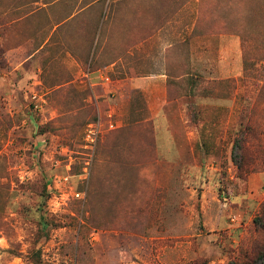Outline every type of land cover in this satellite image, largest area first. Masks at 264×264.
Wrapping results in <instances>:
<instances>
[{
    "label": "rangeland",
    "instance_id": "rangeland-1",
    "mask_svg": "<svg viewBox=\"0 0 264 264\" xmlns=\"http://www.w3.org/2000/svg\"><path fill=\"white\" fill-rule=\"evenodd\" d=\"M263 205L264 0H0V264L241 262Z\"/></svg>",
    "mask_w": 264,
    "mask_h": 264
},
{
    "label": "trees",
    "instance_id": "trees-1",
    "mask_svg": "<svg viewBox=\"0 0 264 264\" xmlns=\"http://www.w3.org/2000/svg\"><path fill=\"white\" fill-rule=\"evenodd\" d=\"M251 130L252 128L248 126L242 128L234 141L232 159L241 173L246 172L255 161L250 153L248 143V134ZM42 224L44 227L47 222L42 221ZM253 226L257 236L252 242L250 251L246 253V258L241 262L231 261L230 264H264V205L261 212L253 217ZM33 259L35 260V264H43L39 251L35 253Z\"/></svg>",
    "mask_w": 264,
    "mask_h": 264
},
{
    "label": "crops",
    "instance_id": "crops-1",
    "mask_svg": "<svg viewBox=\"0 0 264 264\" xmlns=\"http://www.w3.org/2000/svg\"><path fill=\"white\" fill-rule=\"evenodd\" d=\"M35 54L36 53H33L31 55V58H29V60H31L30 63L32 65H34L33 56ZM39 70H41V69L39 68ZM163 76H164L163 74H152L151 76H139V77H136L135 85L138 86L139 88H147L151 92L152 95H157L156 89H155L153 84L156 80H162ZM151 83H152V86H151ZM161 133H162V138L160 139V141L162 142V148L166 145L167 146V153L169 154V157L175 158L176 157L175 140H173V138L171 136L163 134L164 131Z\"/></svg>",
    "mask_w": 264,
    "mask_h": 264
},
{
    "label": "built area",
    "instance_id": "built-area-1",
    "mask_svg": "<svg viewBox=\"0 0 264 264\" xmlns=\"http://www.w3.org/2000/svg\"><path fill=\"white\" fill-rule=\"evenodd\" d=\"M113 126V125H111ZM102 124L101 122H91L88 124L87 129H86V133H85V148L87 149H91V157L93 154V151L95 149V146L98 142V139L100 137V134L102 132L101 130ZM90 163L88 162V165ZM90 170L88 169V167H86V175H89ZM70 176H65L64 180H68ZM73 190V189H71ZM74 192V191H72ZM73 194V193H72ZM74 196L76 198L81 196L80 192H74Z\"/></svg>",
    "mask_w": 264,
    "mask_h": 264
}]
</instances>
